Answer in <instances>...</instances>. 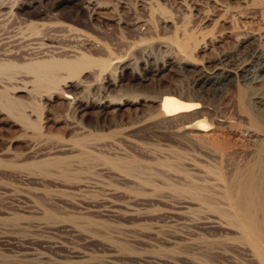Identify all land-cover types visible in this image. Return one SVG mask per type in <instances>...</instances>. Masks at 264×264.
Masks as SVG:
<instances>
[{
	"label": "bare ground",
	"instance_id": "1",
	"mask_svg": "<svg viewBox=\"0 0 264 264\" xmlns=\"http://www.w3.org/2000/svg\"><path fill=\"white\" fill-rule=\"evenodd\" d=\"M41 1L8 4L0 0V176L46 183L58 175L82 172L84 184H102L105 188L96 174L105 173L104 169L90 163L108 151L115 158L124 156V162L127 155L110 149L108 142L86 131L83 121L92 112L106 115L118 111L131 100L147 110L142 115L143 123L170 132L180 146L174 151H149L152 156L170 161L142 173L134 163H123L117 172L105 173L106 177L127 180L139 189L156 190L150 203L164 207L156 211L159 221L147 231V237H136L129 228L113 232V242L160 247L176 239L193 252L194 264H209L206 257L210 253L224 262L221 264H264V54L259 40L251 34L235 38L232 51L203 65L191 59L195 44L162 42L166 57L143 55L133 65L124 58L107 59L103 48L68 24L37 23L28 16L12 23L14 9L39 10ZM69 1H83L87 6L82 8L91 14L101 8L96 0ZM37 12L40 17H50L41 10ZM91 16L88 20L97 24ZM123 24L130 31L136 27L130 22L116 25ZM52 31L59 35H49ZM65 39L70 42H63ZM75 40L80 42L78 47ZM186 74L189 80L183 88L176 84L172 89L158 88L134 98L118 95L122 89L131 91V83L172 85L173 80ZM127 75L131 79L127 80ZM71 90L74 94H70ZM176 90L182 95H177ZM125 97L129 100L124 101ZM38 101H44L47 107L62 103L65 114L41 122ZM221 101L242 110L243 128L225 132L227 121L212 109ZM232 135L238 146L231 144ZM8 168L36 171L8 174ZM91 168L95 169L92 173ZM10 199L17 203V210H23L16 197ZM102 199L113 209L110 217H117L118 207L125 214L134 211V199L124 192L109 189ZM91 211L99 216L108 214L105 210ZM33 213L41 214L42 210ZM30 227L28 239L42 242L43 251L22 250L23 258L41 264H68L74 247L49 235L53 227L48 224L35 222ZM64 231L75 236L73 228L66 227ZM11 238V232L0 228V243ZM91 238L86 236L84 241ZM113 251L111 248L102 257L87 252V264H122ZM189 260L188 253L175 258L149 255L141 256L137 264H188Z\"/></svg>",
	"mask_w": 264,
	"mask_h": 264
},
{
	"label": "rangeland",
	"instance_id": "2",
	"mask_svg": "<svg viewBox=\"0 0 264 264\" xmlns=\"http://www.w3.org/2000/svg\"><path fill=\"white\" fill-rule=\"evenodd\" d=\"M17 1L7 0V3L14 4ZM41 2L38 9L42 13L49 14V18L38 16L39 10L23 7L19 11L13 10L12 23L20 22L28 16L37 23L59 21L68 24L87 36L99 49L103 48L107 59H125L133 62L134 65L143 55L152 54L156 59L166 57L167 52L161 47L162 42L175 45L188 41L197 46L191 59L203 65L212 63L221 54L232 51L233 40L249 34L259 40L260 49L264 54V0H96L95 3L101 8L93 10V14L82 8L87 6L83 1L42 0ZM88 15H92L97 24L91 23ZM120 22L136 23V27L130 31L124 24L116 25ZM52 34L59 35L53 31L49 32V35ZM63 42L69 43L70 39H65ZM78 44L80 42L75 40V46L78 47ZM200 47L205 48L199 51ZM187 75L189 74H186L185 78L182 77L183 79L173 80L172 85L167 82L163 84L149 82L143 86L131 83V91L126 92L127 90L122 89L118 95L134 98L136 95H149L158 88L172 89L176 84L179 88H183L188 83L187 79L189 80ZM126 78L129 80L131 76L127 75ZM180 93L177 92V95H182ZM70 94H74V91L71 90ZM127 97L124 101L129 100ZM130 101L118 111L106 115L92 112L83 121L82 127L86 131L97 135V139L108 142L110 149L127 155V162H124V156L120 159L115 158L113 153L109 154L112 151L96 156L94 163L90 164L101 165L105 173L117 172L125 163H134L133 166L142 173L170 161L152 156L149 151H174L180 146L170 132L159 130L158 125L143 123L142 115L147 110ZM38 102L39 104H36L41 122L52 121L55 115L65 114L62 103L58 102L47 107L44 101ZM212 109L218 117L227 121L225 132L244 127L242 110L231 102H216ZM231 137V144L233 142L232 145L238 146L239 143L235 141L233 135ZM1 140L3 138H0V143ZM117 162L121 166L120 164L117 166ZM90 170L92 173L95 169ZM35 171V169L8 168L6 173ZM69 173L48 179L46 183L0 176V228L7 229L13 234V238L9 241L0 243V264H41L32 258H23L22 254V250L28 251L29 248L43 251L42 242L28 239L32 231L30 226L35 222L52 226L53 228L48 230L49 235L62 239L68 246L75 248L71 253L72 258L68 259V264H87L89 258L85 253L102 257L109 254L111 248L115 250L113 251L115 258L122 264H137L141 256L163 255L175 258L181 253H188L190 260L187 263L194 264L191 261L193 252L176 239L171 240V244L160 247L113 242L111 235L117 230L131 229L136 237H147V231L159 221L157 218L159 214L155 215L156 211L164 210V207L150 203L156 190H142L133 183H128L127 180L109 178L102 172L96 174L101 176L98 178L107 188H103L102 184L86 185L82 172ZM127 174L132 175V172L127 171ZM109 189L124 192L133 198L134 211L125 214L123 208L118 207L115 209L117 217H110V211L113 209L102 201ZM11 197L19 200L18 205L23 207V210L15 208L17 203L13 204ZM40 209L41 214L33 213ZM90 209L105 210L108 214L99 216ZM30 210L33 212L31 213ZM66 227L73 228L75 236L72 237L64 231ZM86 236L92 238L84 241ZM206 258L209 264L224 263L220 258L213 256V253Z\"/></svg>",
	"mask_w": 264,
	"mask_h": 264
}]
</instances>
